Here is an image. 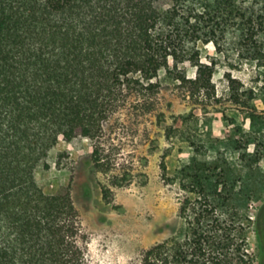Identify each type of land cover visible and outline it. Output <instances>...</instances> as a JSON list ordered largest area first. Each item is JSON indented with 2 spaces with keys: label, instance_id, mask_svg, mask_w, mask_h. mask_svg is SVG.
<instances>
[{
  "label": "trees",
  "instance_id": "obj_1",
  "mask_svg": "<svg viewBox=\"0 0 264 264\" xmlns=\"http://www.w3.org/2000/svg\"><path fill=\"white\" fill-rule=\"evenodd\" d=\"M228 34L264 70V0H0V264H86L69 188L45 194L35 169L48 168L60 137L97 141L115 114L153 112L164 82L205 105L214 65L200 60L197 43L217 49ZM99 148L92 160L106 170ZM218 168L192 158L169 179L184 192L186 228L139 264H249L239 194L230 170Z\"/></svg>",
  "mask_w": 264,
  "mask_h": 264
},
{
  "label": "rangeland",
  "instance_id": "obj_2",
  "mask_svg": "<svg viewBox=\"0 0 264 264\" xmlns=\"http://www.w3.org/2000/svg\"><path fill=\"white\" fill-rule=\"evenodd\" d=\"M217 47L197 43L200 60L214 65V95L205 105L188 103L164 82L153 112L115 114L97 141L60 137L47 153L48 168L39 164L35 169L36 184L45 194L69 188L85 235L86 264H139L145 250L184 230L179 217L184 192L169 179L192 158L230 170L249 264H264V124L248 117L254 114L264 123V70L229 34ZM185 73L193 78L195 68ZM250 91L256 97L252 102ZM95 145L106 170L94 166Z\"/></svg>",
  "mask_w": 264,
  "mask_h": 264
}]
</instances>
